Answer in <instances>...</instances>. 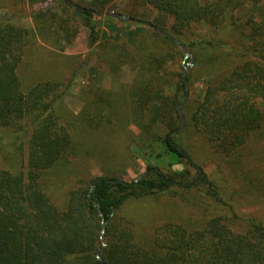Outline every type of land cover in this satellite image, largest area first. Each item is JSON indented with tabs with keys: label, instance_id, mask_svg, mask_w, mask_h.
I'll use <instances>...</instances> for the list:
<instances>
[{
	"label": "trees",
	"instance_id": "16d2710c",
	"mask_svg": "<svg viewBox=\"0 0 264 264\" xmlns=\"http://www.w3.org/2000/svg\"><path fill=\"white\" fill-rule=\"evenodd\" d=\"M50 1L17 0L32 10V33L22 31L0 15V130H13L26 147L21 171L13 174L0 168V264H264V224L254 219L248 222L244 232H234L230 219L215 215L192 231L167 222L146 234L136 227L135 219L123 215V208L133 201L165 194L176 196L191 189L172 184L191 182L187 169L162 172L148 166L151 175L137 183L108 176L90 180L81 178L79 186L68 192L63 207L51 201L48 196L51 186L46 182V176L58 162L67 161L66 154L73 145L74 133L69 129V123L63 124L56 117L55 106L63 98L56 82L39 83L27 93L22 92L17 68L22 60L23 46L38 38L53 47L62 40L73 41L78 28L73 25L74 17L70 18L69 13L82 18L85 26L103 19L127 21L121 15L105 17L100 14L102 11L71 0L52 2V5L58 4L60 11L47 6L34 9ZM133 1L147 2L157 10L163 8L165 2ZM260 1L252 0V4L258 5ZM241 4L239 0H217L207 7L190 9L175 15L170 31L152 23L136 22L155 33L169 47L175 46L163 33L180 38L181 44L192 50L193 66L200 54L204 55V70L217 75L216 81L208 86L203 101L191 111L189 119L185 118L183 130L173 132L180 125L176 111L177 92L182 91L183 99L186 95L184 81L179 76V85L169 104L175 122L160 140L164 153L172 161L170 166L182 162L187 166L192 164L190 158L189 161L186 159L189 156L178 139L186 128L201 133L207 147L232 160L233 165H238L239 152L248 140L257 136L260 130L264 132V10L261 9L260 21L250 18L239 23L234 15ZM128 18L129 22L140 21ZM187 30L198 36L187 39L184 35ZM223 31L225 35H234L230 48L222 44L220 33ZM96 40L90 27L89 42ZM229 55H234L238 62L231 69L222 71V57ZM149 68L151 70L143 66L139 71L137 81L130 89V99L124 93L94 94L97 101L93 105L102 103L100 109L107 114L106 122L112 124L113 129L130 125L142 128L141 113L152 102L153 93L159 95L161 89V84L154 86L155 76L152 67ZM256 99L260 100V107L251 105L250 102ZM118 107H121L120 112ZM89 124H92L90 120ZM85 151L92 153L90 149ZM203 180L215 202L224 204L218 197L219 174L212 180L201 174L199 183ZM90 184L93 185L91 191ZM232 203L228 204V209L236 217ZM97 207L103 215L104 237L107 238V247L101 254L102 263L94 256L101 248V218Z\"/></svg>",
	"mask_w": 264,
	"mask_h": 264
},
{
	"label": "rangeland",
	"instance_id": "374dc122",
	"mask_svg": "<svg viewBox=\"0 0 264 264\" xmlns=\"http://www.w3.org/2000/svg\"><path fill=\"white\" fill-rule=\"evenodd\" d=\"M58 1L60 0H51L47 4L35 6L34 9L47 6L53 11H60L58 4L52 5V2ZM71 1L93 7L104 14L131 17L170 31L175 23V15L197 7H207L217 0H165L160 10L144 1ZM239 1H242L241 8L234 15L237 22L244 23L250 18L254 21L261 20L264 0L255 6L252 0ZM31 11L17 0H0V15L28 33L34 32ZM69 17H74L73 25L78 28L73 41L67 43L62 40L56 47L44 43L41 38L32 44L26 42L17 68L23 93L39 83H57L63 98L55 106L56 117L63 124L69 123V129L74 133L73 145L66 154L67 161L58 162L53 171H48L51 174L46 176V182L51 186L48 192L51 201L56 206L63 207L68 192L79 186L81 178L90 180L108 176L132 182L141 175H145L143 178L151 175L152 172L147 168L151 166L162 172L187 169L188 180L192 181L198 167L200 176L190 186L191 189L176 196L165 194L133 201L123 208V215L127 219H135L136 227L146 234L151 233L159 224L167 222L192 231L199 229L204 221L215 215L230 219L234 232H244L250 224L248 222L253 219L264 224V132L260 130L257 136L248 140L239 152L238 165H233L232 160L207 147L201 133L186 128L178 139L192 164L187 166L182 162L180 165L170 166L172 161L164 153L160 140L175 122L169 104L175 96L176 86L179 85L183 51L172 42L175 47L163 44L161 38L147 28L138 26L136 21L123 23L120 19L111 22L103 19L85 26L82 18L70 13ZM90 27L97 38L95 43L89 42ZM223 33L224 31L220 33L222 44L225 48H230L235 40L234 35ZM184 35L187 39L198 36L191 30L184 32ZM171 38L180 42V38ZM186 49L191 59L184 61L187 77L184 99L182 91L177 92V106L184 102L181 108L184 125L185 118L187 120L191 117V111L203 101L208 86L216 81L217 76L204 70V55L200 54L193 66L192 50ZM229 56L222 57V71L231 69L238 62L234 55ZM146 65L152 67L156 80L154 86L161 84V89L159 95L158 92L153 93L152 102L141 113L142 128L130 125L123 129H113L112 124L106 122L107 114L100 109L102 103L93 105L97 101L94 94L124 93L130 99V89L137 81L141 68L144 66L151 70ZM250 103L260 107V100ZM120 110L121 107H118L119 112ZM89 120L92 124H89ZM23 143L13 130H0L1 169L13 174L23 169L26 156ZM86 149H90L92 153H86ZM201 174L209 180L219 174L218 197L224 204L215 202L207 191L204 180L199 183ZM230 202H233L236 217L228 209ZM103 240L107 247V238L104 235Z\"/></svg>",
	"mask_w": 264,
	"mask_h": 264
},
{
	"label": "water",
	"instance_id": "95a60500",
	"mask_svg": "<svg viewBox=\"0 0 264 264\" xmlns=\"http://www.w3.org/2000/svg\"><path fill=\"white\" fill-rule=\"evenodd\" d=\"M71 6H73V7H75V8H77V6H75V5H73V4H71ZM101 15H107V16H112V17H114V18H117L118 16H115V15H109V14H104V13H100ZM121 18L123 19V20H125V21H131L128 17H125V16H121ZM136 22H138V23H141V24H146V25H150V23H148V22H144V21H136ZM163 36L164 37H166L170 42H172V43H174L175 45H177L182 51H183V54H184V59H183V66H182V71H181V74H180V79H183V81H184V84H185V92L187 91V82H186V80H184V78H185V73H186V66H185V64H184V61L185 60H187V59H191V55H190V53L187 51V49L180 43V42H178L177 40H175V39H173V38H171L170 36H168L166 33H163ZM183 103L184 102H182V103H180L177 107H176V111H177V114H178V118H179V121H180V125H179V127L177 128V129H175L173 132H178V131H180L181 129H182V127H183V125H184V117H183V115H182V113H181V108H182V106H183ZM175 147H176V149L178 150V151H182L181 150V148H179L178 146H176L175 144H173ZM187 157V156H186ZM188 161H189V159L188 158H186ZM200 169L198 168V167H196V174H195V176H194V178H193V180L191 181V182H189V183H172L173 185H177V186H180V187H190V186H192L196 181H197V179L199 178V176H200ZM145 175H141V176H139V177H137L135 180H134V183H137L138 181H140L143 177H144ZM90 186V191L93 189V185L92 184H90L89 185ZM97 211H98V214H99V216H100V218H101V223H100V235H99V241H100V243H101V249L100 250H98L97 252H95V254H94V256H95V259L98 261V262H100V263H102V260H101V253L103 252V250L106 248V244H105V242H104V240H103V235H104V231H105V222H104V220H103V215H102V213L99 211V207H97Z\"/></svg>",
	"mask_w": 264,
	"mask_h": 264
}]
</instances>
